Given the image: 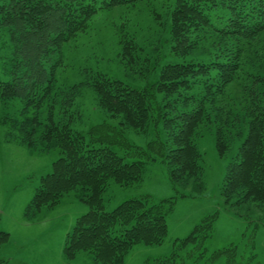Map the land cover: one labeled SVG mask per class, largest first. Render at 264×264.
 <instances>
[{
    "label": "trees",
    "instance_id": "1",
    "mask_svg": "<svg viewBox=\"0 0 264 264\" xmlns=\"http://www.w3.org/2000/svg\"><path fill=\"white\" fill-rule=\"evenodd\" d=\"M155 1L160 7L152 10ZM166 5V22L161 23ZM139 6L146 7L160 26L158 40L150 43L154 48L149 47L147 53L136 37L125 33L120 55L126 68L142 79L153 78V82L134 88L95 73L87 83L99 106L118 120L117 124L103 122L87 132L72 128L73 100L82 95L84 84L71 87L59 121H55L52 110L45 122L37 112L22 120L10 118L13 127L19 128L15 137L22 143L61 153L52 172L41 178L27 216L56 206L76 190L90 207L68 235L65 254L69 260L86 252L94 264H124L135 245L162 244L176 197L158 202L151 196L132 198L108 212L104 194L110 182L137 184L143 180L147 165L158 160L168 166L175 189L185 185L187 178L201 182L203 155L197 139L204 127L219 123L223 113L233 112L237 102L240 108L236 118L245 121L248 130L238 158L228 168L222 195L231 206L254 203L264 209V0H0L1 24L11 29L24 56L20 64L26 68L24 77L22 74L12 82L0 81V100L10 102L22 97L28 98L27 104L35 100L37 107H42L41 100L48 99L53 90L48 86L43 95L39 92L47 57L86 32L99 11ZM203 44L208 45L207 52L196 54L202 52ZM255 61L263 64L256 67ZM233 87L240 91L233 94L234 99L230 96ZM56 98L50 99L52 104ZM161 126L166 139H154L146 148L132 145L125 137L129 127L147 134L152 128L158 132ZM222 130L216 131L221 157L230 149ZM113 146L123 149L124 155L120 156ZM215 220L216 216L204 220L179 241L170 257L152 264H181L178 251L189 246L202 248L213 234ZM261 220L264 223V216ZM9 239L10 234L0 230V246ZM237 253L238 247L231 245L212 258L227 256V264H235Z\"/></svg>",
    "mask_w": 264,
    "mask_h": 264
},
{
    "label": "rangeland",
    "instance_id": "2",
    "mask_svg": "<svg viewBox=\"0 0 264 264\" xmlns=\"http://www.w3.org/2000/svg\"><path fill=\"white\" fill-rule=\"evenodd\" d=\"M168 5L162 7V10L166 9L161 12V23L166 22ZM157 7L160 6L155 1L152 10H157ZM159 27L144 6L101 10L93 17L86 32L63 44L60 51L53 52L45 60V80L39 92L43 95L48 86L53 90L48 99L41 100L42 107H37L35 100L27 104L30 103L28 98H15L10 102L0 100V230L10 234L8 243L0 246V264H94L93 257L86 252L79 253L72 260L67 259L65 254L68 235L77 219L90 210L80 200L79 190L63 197L56 206L27 216V208L41 178L52 172L53 163L61 157V153L58 149L41 151L22 143L15 137L19 128L13 127L10 118L22 120L37 112L41 121L45 122L52 110L55 121H59L66 106L64 100L72 94L71 87L84 84L82 95L73 100L71 111H75V119L71 123L72 128L87 132L103 122L117 124L119 121L99 106L95 92L87 83L93 74L103 73L134 88L151 84L153 78L142 79L122 63L121 36L126 33L136 37L149 53V47L154 48L149 46L150 43L158 40ZM161 36L164 39L166 34L163 32ZM207 46L203 44L200 48L202 52L196 54L207 52ZM21 52L11 29L1 24L0 20V81L12 82L22 74L24 77L26 68L20 64L24 60ZM261 64L255 61L256 67ZM238 92L233 87L230 96L233 98V94ZM56 96L57 102L52 104L50 99ZM232 98L231 103L234 102ZM237 108H240L238 102L233 112L219 116V123L204 127L197 139V146L203 155L201 182L187 178L185 185L175 189L169 179L168 166L160 160L147 165L143 180L137 184L122 186L110 182L104 194L108 212L127 200L142 196H151L156 202L171 197L177 200L175 211L167 217L165 241L159 245H135L126 255L124 264H152L157 259L170 257L180 240L190 236L204 220L215 216L213 234L202 248L189 246L178 251L181 264H227V256L212 257L231 245L238 247L235 264H264L263 207L254 203L231 206L226 204L222 195L228 168L238 158L247 136L248 125L236 118ZM7 118L9 120L4 123ZM217 129H223V136L230 141V149L223 157L216 147ZM125 137L132 145L146 148L154 139L165 140L166 134L162 126L158 132L152 128L147 134L129 127L125 130ZM112 149L120 156L124 155L119 146Z\"/></svg>",
    "mask_w": 264,
    "mask_h": 264
}]
</instances>
